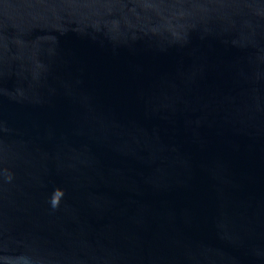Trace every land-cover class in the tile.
<instances>
[{
	"label": "water",
	"instance_id": "water-1",
	"mask_svg": "<svg viewBox=\"0 0 264 264\" xmlns=\"http://www.w3.org/2000/svg\"><path fill=\"white\" fill-rule=\"evenodd\" d=\"M0 264H264V0H0Z\"/></svg>",
	"mask_w": 264,
	"mask_h": 264
}]
</instances>
